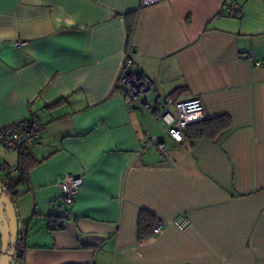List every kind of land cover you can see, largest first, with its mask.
Listing matches in <instances>:
<instances>
[{"label": "crops", "instance_id": "1", "mask_svg": "<svg viewBox=\"0 0 264 264\" xmlns=\"http://www.w3.org/2000/svg\"><path fill=\"white\" fill-rule=\"evenodd\" d=\"M127 49L162 95L202 101L189 125L230 127L163 135L113 88ZM30 113L42 138L0 147V264L20 240L24 264H264V0H0V123ZM148 136L163 153L140 154Z\"/></svg>", "mask_w": 264, "mask_h": 264}, {"label": "built area", "instance_id": "2", "mask_svg": "<svg viewBox=\"0 0 264 264\" xmlns=\"http://www.w3.org/2000/svg\"><path fill=\"white\" fill-rule=\"evenodd\" d=\"M158 1L140 0V6H150ZM22 44L24 42H17L16 46ZM254 66H259V63H255ZM113 88L124 100L159 125L161 133L167 135L175 143H180L183 140L190 117L203 113V104L199 98L176 101L171 97L162 95L154 83L134 63L129 49L124 52V60ZM43 132L44 126L31 113L24 120L6 124L0 123V147L21 157L42 138ZM153 148L163 153L164 143L160 138L148 136L141 144L140 154H146ZM2 171L3 167L0 164V173ZM81 184L80 175L67 174L64 176L63 181L58 184L61 209L72 205ZM190 224V219L185 213H180L168 221L157 219L152 234L158 235L170 226L182 231L188 228ZM59 228V222L52 225L54 230ZM16 252L19 258L18 264H24L25 246L22 240L17 243Z\"/></svg>", "mask_w": 264, "mask_h": 264}, {"label": "trees", "instance_id": "3", "mask_svg": "<svg viewBox=\"0 0 264 264\" xmlns=\"http://www.w3.org/2000/svg\"><path fill=\"white\" fill-rule=\"evenodd\" d=\"M125 18H126V31H127V36L129 39L131 32H132L134 19H132V17L128 18V16H126ZM230 124H231L230 119L227 116H219L215 118L203 119L201 121L195 122L192 125H189L186 128V131L188 132L186 134V137L190 136L192 138H197V139L198 138L213 139L221 132L227 130L230 127ZM26 154H24L21 157L19 156V157L22 159ZM144 219H146V216L142 217V220L140 221V223Z\"/></svg>", "mask_w": 264, "mask_h": 264}]
</instances>
